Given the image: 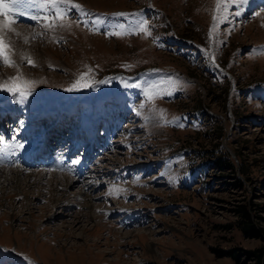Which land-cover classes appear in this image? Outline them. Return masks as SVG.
<instances>
[{
  "label": "rangeland",
  "instance_id": "374dc122",
  "mask_svg": "<svg viewBox=\"0 0 264 264\" xmlns=\"http://www.w3.org/2000/svg\"><path fill=\"white\" fill-rule=\"evenodd\" d=\"M215 2L73 0L88 15L72 9V27L55 31L31 19L52 14L36 6L13 17L12 58L36 83L23 102L0 90V138L12 158L53 136L0 186V264H256L246 251L264 249V0H229L213 29ZM141 20L151 35L105 34ZM89 68L91 86L67 91ZM16 71L0 64V82ZM150 85L172 95L149 103ZM57 121L69 124L62 140ZM240 207L257 233L241 230Z\"/></svg>",
  "mask_w": 264,
  "mask_h": 264
},
{
  "label": "snow or ice",
  "instance_id": "6c2138e0",
  "mask_svg": "<svg viewBox=\"0 0 264 264\" xmlns=\"http://www.w3.org/2000/svg\"><path fill=\"white\" fill-rule=\"evenodd\" d=\"M229 0H216L215 2V11L213 12V29H215L217 23L220 22V17L217 16V12L223 11L227 9ZM241 4H245L248 0H239ZM31 7L36 6L39 9L43 10L45 13H52L51 15H45L43 17L39 15L31 16V19L34 21H43V28L45 30L55 31L56 28L61 29H70L72 27V22L69 17V12L72 9L78 10L81 15H88V13L84 10L83 6L79 3H73V0H0V64L6 67L16 68V74L14 76H10L7 80L0 82V90L11 93L14 97L19 98L20 102H23L27 99L29 95L32 93V86L36 83L35 80H30L24 78V74L19 71V65L12 58L15 54V49L13 48L10 40L9 34L14 35L16 37H20L21 33L17 32L14 25L16 20L13 18L16 15L24 16L25 12L20 11L22 7ZM239 15V12L236 13ZM115 16H126V15H139L136 13L126 14V13H115ZM259 15V13H257ZM76 25L79 26L80 23H84L87 27V21H79L77 20ZM94 23H99V20ZM121 31H111L105 33L108 36H123L128 34H133V32H141L145 35H151V31L148 27V22L146 20H141L137 24L134 30H126L123 25L119 26ZM90 31L98 32L99 29L93 26L89 29ZM35 39V35L32 37ZM24 43L27 44L29 42V38L27 36L23 37ZM264 52V49L261 50ZM20 58L23 62H26L27 65L31 67H37L36 62L31 58L30 55L26 53H20ZM214 59V57H213ZM51 68L52 65L49 64ZM126 67H130V65H126ZM92 72V69L89 68L87 73H81L78 75L77 79L73 81V83L67 88V91L79 90L80 88L90 87L91 83L86 76H88ZM107 81H100V83H105ZM125 87H137L141 88L142 86L139 83L129 84L127 81H124ZM143 95L149 103L155 101V99L163 96V95H172L171 90L161 89L159 85H150L148 87L142 88ZM144 104L140 105L142 109ZM152 111L157 112L159 117L165 123L169 121L165 120V112L163 109H156L153 107ZM176 119V118H174ZM21 126H23V121L20 122ZM182 126V125H180ZM2 140V138H0ZM8 145H5V149ZM16 148H23V144L16 143L14 145ZM3 151V149H0ZM31 264V262H29Z\"/></svg>",
  "mask_w": 264,
  "mask_h": 264
},
{
  "label": "bare ground",
  "instance_id": "6f19581e",
  "mask_svg": "<svg viewBox=\"0 0 264 264\" xmlns=\"http://www.w3.org/2000/svg\"><path fill=\"white\" fill-rule=\"evenodd\" d=\"M21 32V31H20ZM8 114H5V112H2L1 114H0V128H7V126L5 125L6 124V122H7V118H6V116H7ZM66 116V115H65ZM58 122V121H57ZM55 123V124H57V126L58 127H55L54 125L52 126V127H54L53 129H57L58 131H56L55 133H57V134H55L54 133V135H56V136H58V138L60 139V140H62L63 138H65V133H66V131H64V129H66V128H68L69 127V124L67 125H60L59 124V122L58 123ZM70 122H71V120H70ZM69 122V123H70ZM65 123V122H64ZM67 123V122H66ZM51 128V127H50ZM49 128V129H50ZM63 131V132H62ZM53 136V134L51 135V134H48L47 135V133L45 134V135H43L41 138V141L40 142H38L37 143V145H36V147H33V148H30V149H32V151L31 152H29V154H28V156L26 155L27 153H24V154H21V153H23L24 151H30V149L29 150H22V151H19V149H17L15 152H18V155L14 152V153H12V158H8V156H9V153H8V149L6 148L5 149V145H3L4 144V141L3 140H0V149H3V151H0V153H2V157H6L7 158V160L6 161H14V162H16V166L14 167V169L13 170H11V169H6V168H4V167H0V186L2 185V184H5V183H11V182H14V181H16V178L18 179L19 178V176H21V173L23 172V170L25 169L24 167L25 166H27V165H29V163L30 162H32V161H34L36 164H37V162H36V158L39 156V155H37V153L39 154V152H41V151H39V150H44L45 148H47L46 146H47V144H48V141L50 142V140H49V137H52ZM61 142L62 141H60L59 143L61 144ZM7 145V144H6ZM31 146V145H30ZM14 150H12V152H13ZM10 152H11V150H10ZM51 153V152H50ZM35 154L37 155L36 157H35ZM24 155V156H23ZM27 156V157H26ZM23 158L24 160H21L20 158ZM26 157V158H25ZM35 157V158H34ZM60 158V157H59ZM58 158V159H59ZM57 159V160H58ZM57 160H56V163H57ZM65 161V159L63 160V162ZM20 162V163H19ZM33 162V163H34ZM62 161H61V163H60V165H59V167L58 168H60V166L61 167H64L62 164H64ZM3 163H5V162H3ZM8 163V162H7ZM11 163V162H10ZM56 165V164H55ZM65 165V164H64ZM25 171H27L26 169H25ZM10 172H12L13 173V177H10L9 175V173ZM43 172V171H42ZM31 174H33V173H31ZM31 174H27V176H29V175H31ZM24 177V178H28V177ZM29 178H31L30 176H29ZM33 179V178H32ZM63 179L67 182V183H69L70 181H68V179L66 178V175L63 177ZM31 180V179H30ZM19 183V182H18ZM18 183L16 184V185H18ZM26 183V182H25ZM49 185V184H48ZM13 187V186H12ZM52 193V192H51ZM92 209H94L93 207H92Z\"/></svg>",
  "mask_w": 264,
  "mask_h": 264
},
{
  "label": "trees",
  "instance_id": "16d2710c",
  "mask_svg": "<svg viewBox=\"0 0 264 264\" xmlns=\"http://www.w3.org/2000/svg\"><path fill=\"white\" fill-rule=\"evenodd\" d=\"M218 165L224 166L223 161H220L218 163ZM238 212L242 215V218H243L242 221H241V226H240L241 230L244 233H246V234H255V233H257L256 226L251 221L249 213L247 212V210L244 207H240ZM229 254L235 259L238 256V255H236V253H234L232 251H229ZM246 254L248 256H253L254 259H255L256 264H264V249L258 248L255 251H246Z\"/></svg>",
  "mask_w": 264,
  "mask_h": 264
}]
</instances>
